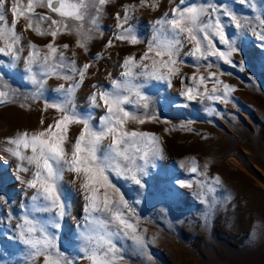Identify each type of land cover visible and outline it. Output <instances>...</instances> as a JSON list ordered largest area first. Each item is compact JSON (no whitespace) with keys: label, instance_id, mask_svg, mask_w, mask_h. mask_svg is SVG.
Instances as JSON below:
<instances>
[{"label":"rangeland","instance_id":"374dc122","mask_svg":"<svg viewBox=\"0 0 264 264\" xmlns=\"http://www.w3.org/2000/svg\"><path fill=\"white\" fill-rule=\"evenodd\" d=\"M13 2L7 0L5 5L8 26L13 21L9 10ZM20 3L26 6L27 0ZM186 4L226 7L242 22L248 21L244 29L236 30L227 17H221L228 36L241 52L233 54L235 64L215 57L197 62L185 54L191 47L187 45L179 53L180 73L172 77L171 85L143 76L134 79L148 98V108L126 104L128 111L145 120L142 124L130 120L126 128L154 136L159 151L140 177V184L109 177L134 210L132 219L144 241L143 246H137L131 239L117 237L114 243L123 256L121 264H264V42L259 39L261 26L256 20L264 17V0L245 4L239 0H186ZM178 5L179 0H148L147 6H141L140 0H107L98 14L89 6L84 27L92 29V39L86 48L77 46L75 32L56 36L54 46L68 61H75L77 69L91 65L75 90L74 101L79 114L87 117L91 113L92 125L98 126L104 109L90 107L91 94L111 90L113 79H125L124 59L134 56L139 61L158 27L155 21L166 13L171 15ZM126 6H133L125 28L137 35L140 42L136 44L116 39L123 31L118 27L117 14L123 18ZM35 12L60 19L47 8H36ZM92 17L97 18L96 25L89 24ZM27 23L19 18L15 27L22 34L19 59L0 54V90L8 94L4 98L7 102L0 103V264H43V257L31 258L21 241L26 217L48 225L58 220L59 229L49 226L48 231L55 235L59 251L72 264H89L83 253L84 234L89 230L86 201L74 174H63L60 186L66 210L63 218H58L56 211L38 210L44 202L33 201L37 191L26 183L32 179V168L18 171L20 161L8 151L13 147L6 143L8 138L40 131L60 117L61 113L51 107L45 109V105L60 103L62 97L55 90L72 83L55 77L48 78L43 89L31 83L32 75L40 78V70L34 66L32 73L27 71L28 45H37L44 55L52 37L25 31ZM67 23L71 26L76 22ZM218 47L227 51L223 45ZM209 63L211 68L207 67ZM209 73H217L221 81L235 89L227 103L207 98L189 101L181 95L187 87L196 86L190 77L195 74L207 78ZM211 87L212 81H208ZM203 90L201 86L199 91ZM81 128V124L69 127L65 144L69 153ZM193 158L197 173L189 171ZM215 177L220 183L208 193L200 182L207 184Z\"/></svg>","mask_w":264,"mask_h":264},{"label":"snow or ice","instance_id":"6c2138e0","mask_svg":"<svg viewBox=\"0 0 264 264\" xmlns=\"http://www.w3.org/2000/svg\"><path fill=\"white\" fill-rule=\"evenodd\" d=\"M6 2L7 0H0V54L10 56L14 60L19 59L22 51L19 47L22 34L17 33L15 27L18 19L24 18L28 20L25 31L31 30L37 35L52 37V41L45 46L47 52L44 55H41L43 50L37 45L32 43L28 45L29 53L25 60L27 71L32 73L34 66L40 70V78L32 75L31 83L38 89H43L47 79L51 77L66 82L72 81L67 87L62 84L55 90L62 97L60 103L45 105V109L51 107L61 113L60 117L40 131L21 132L8 138L6 143L13 146L8 151L20 161L18 171L27 172L29 167L32 168V179L26 183L28 187L37 191V195L32 197L33 201L44 202L38 210L56 211L58 218H63L66 210L60 186L63 174L66 171L73 173L75 181H79L86 201L85 213L89 230L84 234V256L89 264H121L123 256L120 255L114 238L131 239L137 246H143L144 241L138 232L137 223L132 219L134 210L109 177L115 175L140 184V177L145 174L146 167L159 151L154 136L129 131L126 128L130 120L141 124L145 122L141 116L128 111L124 107L126 104L135 103L137 107L148 108V98L140 91V86L133 82L134 79L143 76L171 85L172 77L180 73L179 53L187 45L191 47L185 54L197 62L215 57L225 63L235 64L233 54L240 53L241 50L228 36L221 17H227L236 30L244 29L248 21L242 22L241 18L226 7L216 5L205 7L186 4V0H179V5L171 10V15L166 13L164 18L155 21L158 27H155L153 38L140 60L137 61L134 56L124 59L125 71L122 76L125 79L122 82L113 79L111 90L91 94L90 107L104 109L98 126H94L90 122L91 113L89 112L87 117L79 114L74 101L75 90L83 82L85 73L91 65L85 64L77 69L75 61H68L64 52L54 46V42L58 34L75 32L79 37L77 46L86 48L88 41L92 39L90 35L92 29L84 27L85 18L89 15V6L95 7L98 14L107 0H27L26 6L21 5L20 0H14L9 9L13 15L11 26L5 22ZM239 2L245 4L249 0ZM140 5L147 6L148 0H140ZM155 6L153 3L152 7ZM36 8H47L49 13L56 14L60 19L37 14ZM132 8L133 6L125 7L123 18L117 14L118 27L123 31L116 39L136 44L140 42L137 35L131 28H125ZM204 17L208 19L205 20ZM68 20L76 23L69 26ZM256 20L261 26L259 39L264 42V17H257ZM45 22L47 27H43ZM96 23V17L89 20L91 25ZM218 44L225 46L227 51L221 50ZM63 48L67 49L68 45H63ZM144 61H150V64H145ZM242 63L243 61L240 62ZM212 66L211 63L207 65L208 68ZM136 68H140L141 71L134 72ZM190 79L196 86L187 87L181 93L189 101L207 98L227 103L230 94L235 91L221 81L217 73H209L207 78L194 74ZM208 81H212L211 89L208 88ZM201 86L203 92L199 91ZM7 95V92L0 90V103L7 102L4 99ZM133 96L136 98L135 101L132 99ZM72 124H81L82 128L69 153L65 149V144ZM28 152L31 154L26 155ZM207 167L205 164L204 168ZM189 171L192 173L199 171L194 158ZM200 183L208 193H213L215 191L213 185L219 184L220 179L215 177L210 183L206 184L204 181ZM181 186L191 187L190 184ZM24 225L26 227L21 231L20 238L29 249L31 258L43 257V264H72L59 251L55 235L48 231L49 226L59 229L58 220H53L48 225L26 217Z\"/></svg>","mask_w":264,"mask_h":264}]
</instances>
